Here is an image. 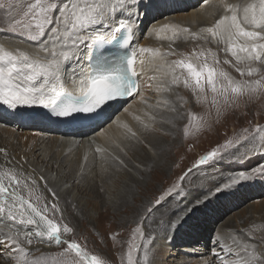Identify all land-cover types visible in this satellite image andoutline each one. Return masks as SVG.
I'll use <instances>...</instances> for the list:
<instances>
[{"label":"snow or ice","instance_id":"6c2138e0","mask_svg":"<svg viewBox=\"0 0 264 264\" xmlns=\"http://www.w3.org/2000/svg\"><path fill=\"white\" fill-rule=\"evenodd\" d=\"M220 6L224 14L212 26L201 28L199 32L171 24L152 29V32L157 39L173 43L178 39H192L223 44L225 47L221 51L234 58L233 66L241 77L257 75L260 69L252 64H264V0H238L237 3L220 0ZM11 8V4L0 2V10L10 11ZM129 8L128 0H31L23 18L14 20L8 32L22 41L32 42L37 52L33 56L0 45V104L10 108L40 105L50 107L57 117H69L77 113L100 114L115 102L138 96L141 103L151 108L153 105H148L144 96L145 83L141 77H146L147 87L158 94L155 106L174 112L178 110L170 107L167 94L181 85L192 90L197 102L206 99V91L210 90L213 94L211 103L218 113L222 107L233 106L241 96L252 98L264 92V76L256 80H236L218 70L216 65L220 61L211 49H194L189 56L168 61L166 57L176 55L171 46L164 52L138 46V17L131 13L125 15ZM242 64L244 68L240 67ZM149 70L152 75H147ZM66 79L78 95L66 87ZM218 96L223 98V105L219 104ZM145 115L147 123L139 116L133 118L145 130H155L152 127L156 122L155 115ZM182 117L183 114H179L178 118ZM118 126L124 129L125 139H137L136 131L129 124ZM200 130L196 128L195 131ZM256 132L264 133V128L257 126ZM244 133L201 156L195 167L231 159L246 142L255 139L248 129H244ZM189 134L190 127L186 125L184 135ZM102 151L104 149H96V152ZM0 154L5 157L0 161V226L8 229L0 233V249L13 258L15 264H49L41 259L45 254L39 249L30 250L35 243L47 242L60 249L58 258L54 257L51 264H105L101 258L90 255L86 245L78 242L72 227L62 220L57 222L58 204L49 205L42 193L36 194L41 187L39 181H44V190L56 197V193L47 188L44 176L38 181L35 168L27 171L25 166L30 161L24 157L18 160L9 157L2 147ZM112 159L124 166L119 156L114 155ZM251 171L264 174V165ZM183 179L181 177V181ZM247 179L249 175L240 171L225 187ZM183 191L181 184H174L147 208V216L141 217L133 230V240L126 254L127 264H137L134 252L140 245L135 240L137 237L144 239L141 225L147 217L159 211L169 199L181 197ZM234 242L239 247L235 255H245L238 260L226 259L225 255L231 250L221 244L220 251L213 249V255L222 264H264V252L257 254L249 244Z\"/></svg>","mask_w":264,"mask_h":264},{"label":"rangeland","instance_id":"374dc122","mask_svg":"<svg viewBox=\"0 0 264 264\" xmlns=\"http://www.w3.org/2000/svg\"><path fill=\"white\" fill-rule=\"evenodd\" d=\"M0 2L28 6L31 0H0ZM165 7L167 11L169 5H165ZM172 9L174 10V8ZM1 13L2 10H0V33L15 37L8 32L7 26L10 24L6 23L1 27L2 21L9 18L12 19L13 16L4 18L1 17ZM185 27L193 32V28L189 24H185ZM165 45L168 50L171 46L176 52V55L171 56L170 61L189 56L194 50L191 45V39H178L174 43L167 40ZM214 53L216 54V52ZM229 58V63H224L225 58H223L219 60L220 63L216 66L218 70H223L236 80H240L236 76L238 72L233 66L235 61L231 57ZM263 65L256 63L252 67L264 69ZM167 97L171 102L170 107H175L178 110L174 112L166 108L164 109L167 112L176 113V117L173 118L177 125L176 134H172L171 136L166 134L171 137V142L166 140L164 137L165 127L175 123L165 119V112L149 108V114L155 115L159 119L158 124L162 127L157 126L155 123L152 125L155 130L148 131L146 135L148 138L152 136L158 137L159 133L162 141L167 145L163 149L158 150L157 154L151 152L154 161L148 162L144 166L149 168L145 169L148 171L145 173V183L149 184L144 185L146 194L139 195L137 190L134 192L138 194V198L145 197L148 207H150L159 196L174 184H181L184 191L181 197L169 199L160 208L159 214L148 216L141 225L144 239L141 240L137 237L135 240V243L140 245L139 250L134 252L137 264H203L201 262L202 259L207 261L206 264H214L212 261L208 262L210 260L209 254H200L199 250L200 247H203L201 251L207 253L209 249L216 248L217 245L214 243L215 234H227L229 236L222 243V245L231 250L232 256L227 259L238 260L245 255L244 253H240L239 256L235 255L239 251V247L234 241L247 243L256 252L258 249L259 252L257 254L264 252V237L261 234V232H264V188L246 190L247 184H250L248 180L225 187V184H229L230 179L237 175L238 172L244 171L246 174H249L258 165H264V139H262L264 133L256 132L257 126L264 128V92L252 98L241 96L236 99L233 106L222 107L219 113L211 101H193L190 91L182 85L167 94ZM217 99L221 100L222 97L218 96ZM181 104L183 105L182 107ZM220 105H223V102ZM181 113L183 117L178 118ZM144 118L147 117L145 116ZM146 121L149 122L147 119ZM186 125L190 127V134L187 137L184 135ZM196 128H200L201 130L196 132ZM244 129H248L255 136V139L246 142L231 159H225L215 165L210 164L195 167L196 162L201 156L220 148L227 140H235L238 135L245 134ZM146 147L149 151L150 149L147 144ZM124 158L129 163L133 160L132 156L128 154ZM77 161L78 159L76 163ZM80 163L78 173L91 178L93 173L95 174L97 167H86V157ZM120 168L122 171L120 176H111L107 180L108 183L100 185V190L102 189L103 194L107 190L112 193L110 182L114 179L120 178L121 182L123 180L129 182L133 179V172L129 175L130 172L125 167ZM89 169H92V171L88 172ZM137 169V166L130 167L132 171L136 170L137 172ZM75 171V168H70L67 176L69 182L63 189L53 190V192H56V196H58L61 192L74 188L73 193L75 194V198L72 200L69 199L68 195H64L65 199H58L59 211L56 213L58 217L57 222L62 220L63 223L72 227L78 242L82 246L86 245V250L90 255H96L105 264H127L126 254L129 243L133 240V230L141 221V217L147 216L146 210L148 207L142 212L137 211L135 213L129 207L115 208L110 204L105 211L100 203L91 199L88 188L84 189L83 187L78 190L76 183L73 185L71 174ZM181 177H184L183 181H181ZM49 182L51 184L56 182L54 174L50 176ZM253 182L257 183L259 180ZM149 186L154 189V193L151 195L146 190ZM217 188H220V191H216ZM36 194H38V190ZM219 194H222V197L218 198ZM206 199H208V202L213 207L215 214L221 218L216 219L217 221H214L212 218V221L208 222L203 217L198 220L197 218L200 213H195L191 218L196 219V221L192 224L200 227L199 233L192 232L193 229L190 231V227L189 229H185L187 232L180 239L183 242H179L180 240L178 241L176 238L170 240L169 237L176 235L173 231L174 227L185 221L189 212L199 202ZM172 200H175L174 208H170L171 204L169 205ZM46 202L49 205L54 203L52 201L49 202L47 199ZM83 203L87 208L86 215H83L82 210L79 208ZM201 220L205 221L206 224L200 225ZM222 224L225 231L222 229L216 231ZM260 228H262L260 232L255 231ZM255 233H259L262 240ZM256 240L257 242L260 240L259 242L261 243H257ZM41 245L42 243H35L30 250L35 251ZM145 245L147 246L148 253L147 260H145ZM52 247L51 249H45L42 252L45 255L41 257L42 260L48 261L49 264H51L54 257L58 258L57 254L60 251L54 243ZM5 253L0 249V263L7 260ZM36 255L39 256V253Z\"/></svg>","mask_w":264,"mask_h":264},{"label":"bare ground","instance_id":"6f19581e","mask_svg":"<svg viewBox=\"0 0 264 264\" xmlns=\"http://www.w3.org/2000/svg\"><path fill=\"white\" fill-rule=\"evenodd\" d=\"M128 2L130 8L125 12V15L131 13L135 17H138L136 44L140 47L158 48L162 52L168 51V48L165 45L167 40L157 39L153 34L152 29L159 28L164 24L186 28L185 24H189L192 26L193 32H199L201 28L212 26L215 21L224 14L223 8L220 6V0H207L206 3L205 0H128ZM226 2L237 3L238 0H226ZM243 2H246V0H243ZM165 5H169L167 11ZM27 7L28 6H21L15 3L12 4L10 11L7 9L2 10L1 17L7 18L8 16H13V18L2 21L1 27L6 23L11 25L16 19H22ZM171 7L174 8V10ZM0 45H3L7 50L14 51L18 49L33 56H35L37 52V48L32 42L22 41L21 39L10 35H3L1 33ZM191 45L193 46V49H197L198 51L202 49H211L212 52H216L218 60L225 58L224 60L228 61V59H230L229 57H231L229 53L221 51V49L225 47L223 44H217L215 42L205 43L202 40L194 41L191 39ZM40 55L43 56V53H40ZM231 58L234 60L233 57ZM166 59L170 61L171 56L166 57ZM211 62V57H209V63ZM255 65L256 63L252 64V66ZM242 66L245 67L243 64L240 65V67ZM152 74L151 70L147 73V75ZM236 76L240 80H256L264 76V69H260L259 73L252 77H241L239 73ZM141 80L145 83L143 91L144 96L148 99V105H153L151 108L155 109V111L165 112V119L175 123L165 127L164 137L171 142V137L169 136L176 134L177 131L176 121L173 120V118L176 117V113L167 112L164 110L165 108L162 107H156L155 105L158 99V94L151 88L147 87L146 77H141ZM65 83L66 87L73 90L75 94H78V92H75L73 89L70 80L66 79ZM188 90L193 97L192 100L197 102V98L192 90ZM206 97V99L202 100H205L206 102L212 101L213 94L210 90L206 91ZM124 101L126 102L113 103L102 113L91 116L92 122L87 125L77 124L79 118L75 116L70 118L52 115L50 114V107L45 108L44 106L36 105L30 107L18 106L17 108H10L7 105L0 104V147L6 150L9 157H13L17 160L24 157L29 160L30 164L25 166L27 171L31 172L32 169L35 168L36 172L34 175L36 179L39 181L40 176H44L46 178L47 188L52 191L61 190L67 185L69 182L67 180L68 171L73 167L76 170L71 174L73 185L76 183V188L78 190L83 187L84 189L88 188L91 199L100 203L105 211L106 208L112 204L115 208L129 207L135 213L137 211L142 212L148 207L147 199L145 197L138 198L137 195L146 194L144 185H149L145 183V173L148 172L145 169L149 168L144 166H146L148 162L154 161L151 152L157 154V151L163 149L167 144L165 145L162 141L159 133L158 137L152 136L148 138L146 135L148 130H145L142 125L133 118L139 116L141 120L147 123V118L144 117L146 116V113L149 114L148 110L150 107L141 103L138 96L136 98L130 97ZM218 102L219 104L222 103L223 98L218 100ZM125 109H127V111H125ZM102 116L106 117L105 121L94 122L95 117H98L101 120ZM121 123L129 124L132 129L136 131L137 139H125L124 129L118 126ZM155 123L157 126L162 127L158 124L159 119L156 118ZM146 144L148 145L150 152L148 151ZM117 145H119V147H117ZM97 148L104 149V151L96 152ZM123 148L125 149L121 151ZM127 154L133 158L130 163L124 158ZM114 155L119 156L120 159L124 161V166H120L116 160L112 159ZM85 157L87 159L86 167H97L95 170L96 175L93 173L91 178L78 173L80 170V162ZM4 159L5 157L3 154H0V161ZM77 159L78 161L76 163ZM135 166L138 168L137 172L136 170H130V167ZM120 167H125V169L130 172L129 175L133 172V179L129 182L126 180L121 182L120 178H116L110 182L112 193L107 190L108 193L106 192L103 194L102 189L100 190V185L108 183L107 180L111 176H120L122 173ZM89 171H92V169H89L88 172ZM53 174L56 177V182L51 184L49 178ZM248 175L249 179L247 180L250 184H247L248 186L246 187V190L264 188V174L255 173L253 171ZM255 180H259V182H253ZM39 183L41 187L38 189V194L42 193L49 202L52 201L57 203L58 199H65L64 195H68L71 200L75 198V194L73 193L74 188L61 192L58 196L53 197L50 192L44 190V181H39ZM150 186L146 190L148 191V194L151 195L154 193V189ZM135 190L138 191V194L135 193ZM219 197H222V194H219L218 198ZM151 201L154 202L153 200ZM170 204V208H174L175 200H172L169 205ZM79 208L82 210L81 212L83 215L87 214V208L84 203L81 204ZM159 213L160 211H155L153 214ZM195 213H200L197 218L198 220L203 217V219H206L205 221L208 222L212 221V218L214 221L221 218L215 214L208 199L201 201L189 212L185 221H182L174 227L173 231L176 235L169 237L170 240L176 238L179 241L182 236H185L187 232L185 229H189L190 227V231L193 229L192 232H195L196 234L199 233L200 227L192 224L196 221V219L191 218ZM205 221L201 220L200 225L206 224ZM223 226V224L220 225L216 231L218 229L224 230ZM7 230L6 227L0 226V233L6 232ZM260 230H262V228L255 231L260 232ZM255 234L260 237L259 233ZM261 234L264 237V232H261ZM217 237H219L218 243L216 242ZM228 237L227 234H215L214 243L217 245L215 248L217 251H220L219 245H221L225 239H228ZM259 241L257 242L256 240V242L260 244L261 242ZM179 242L183 241L180 240ZM52 244H48L47 242L42 243V245L38 247L40 253L45 249L53 248ZM202 248L203 247H200V254L210 255V260H208V262L212 261L214 264L220 262L222 264L221 260L213 255L212 248L211 250L209 249L207 253L201 251ZM257 252H259L258 249ZM221 254L225 255L224 253ZM5 256L7 258L5 261L7 262L2 261L0 264H15V260L10 258L7 253H5ZM231 256L232 254L229 253L225 255V258L227 259ZM201 262L203 264L207 263L204 259H202Z\"/></svg>","mask_w":264,"mask_h":264}]
</instances>
